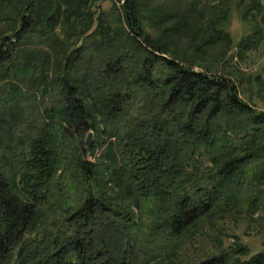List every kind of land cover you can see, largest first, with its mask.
Returning a JSON list of instances; mask_svg holds the SVG:
<instances>
[{"label":"trees","instance_id":"16d2710c","mask_svg":"<svg viewBox=\"0 0 264 264\" xmlns=\"http://www.w3.org/2000/svg\"><path fill=\"white\" fill-rule=\"evenodd\" d=\"M103 1L19 0L11 35L0 36V115L24 124V98L38 99L27 88L45 102L18 137L16 170L8 174L0 158V264H147V247L205 217L241 200L251 212L264 204V112L231 77L168 56L142 26L160 22L146 0H111L107 10ZM249 1L264 15L263 0ZM212 32L207 40L230 41L223 29ZM257 34L241 39L239 51ZM89 131L99 145L113 139L106 171L87 162ZM65 174L81 194L49 218ZM108 176L123 188H107ZM146 201L147 224L134 212ZM242 249L196 264H264V253L241 260Z\"/></svg>","mask_w":264,"mask_h":264},{"label":"rangeland","instance_id":"374dc122","mask_svg":"<svg viewBox=\"0 0 264 264\" xmlns=\"http://www.w3.org/2000/svg\"><path fill=\"white\" fill-rule=\"evenodd\" d=\"M117 1L114 0V3L120 5L121 2ZM145 3L148 9L160 17V22L153 24L143 21L142 26L151 38L166 45L168 56L195 62V70L208 69L212 73L231 77L238 86L242 99L258 111L264 112V15L252 11L249 0L237 1L238 6L235 0H146ZM18 6L19 0H0V36L11 35ZM101 6L105 10L109 9L111 0L103 1ZM217 27L230 35V41L207 40V35L211 38L213 29ZM255 30L258 33L257 43L249 50L239 51L237 43ZM56 33L59 40H62V34L59 31ZM230 74L232 75L229 76ZM27 90L29 93L34 91L38 99L33 100L29 95L24 98L28 116L25 123L29 119L37 120L39 111L45 106V102H41L39 91L32 87ZM25 123L13 126L5 116L0 115V158L8 174L14 172L19 165L24 147L18 137L29 132ZM89 133L91 138L87 146ZM103 140L104 144L99 145L102 139L94 137L93 132L89 131L84 142L87 149L95 147L88 155L87 162L99 164L96 165L97 169L105 167L106 171L104 164H109V160L104 156L111 154L113 139ZM68 171L70 170L67 169ZM111 179L108 176L107 188L114 192L123 188L110 181ZM57 181L59 191L47 212L49 218H61L63 206L74 205L77 195L79 197L81 194H78L81 186L68 174L57 178ZM246 203L241 200L230 210L205 217L178 239L166 245L161 244L154 251L147 247V264H196L220 249L229 248H243L240 255H237L241 260L264 253V204L262 202L253 207L254 211L251 212ZM151 206L152 203L146 201L141 204L142 212L134 208L138 221H144L145 224L149 222L153 217L150 213ZM142 230L135 228L130 231L140 243L144 235Z\"/></svg>","mask_w":264,"mask_h":264},{"label":"water","instance_id":"95a60500","mask_svg":"<svg viewBox=\"0 0 264 264\" xmlns=\"http://www.w3.org/2000/svg\"><path fill=\"white\" fill-rule=\"evenodd\" d=\"M90 138H91V133H89V135H88V137H87V140H86V145H87V146H89Z\"/></svg>","mask_w":264,"mask_h":264}]
</instances>
